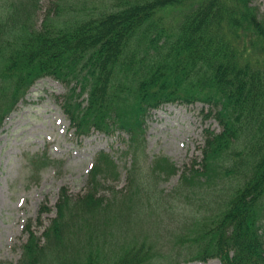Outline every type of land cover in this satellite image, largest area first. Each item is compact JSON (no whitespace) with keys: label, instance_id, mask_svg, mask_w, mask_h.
<instances>
[{"label":"trees","instance_id":"obj_1","mask_svg":"<svg viewBox=\"0 0 264 264\" xmlns=\"http://www.w3.org/2000/svg\"><path fill=\"white\" fill-rule=\"evenodd\" d=\"M255 1L48 0L37 24L40 0H0V131L28 89L49 76L65 89L55 100L75 133L121 135L132 157L119 196L104 195V179L120 174L105 152L83 193L61 188L42 233L24 225L19 264H264V12ZM172 7L182 15L165 27L163 11ZM61 11L70 13L60 24ZM196 102L221 129H204L200 162L182 170L169 193L174 225L156 243L145 232L129 237L131 220L161 213L137 177L147 119L163 104ZM167 166L168 177L176 168ZM216 181L224 194L210 197Z\"/></svg>","mask_w":264,"mask_h":264},{"label":"rangeland","instance_id":"obj_2","mask_svg":"<svg viewBox=\"0 0 264 264\" xmlns=\"http://www.w3.org/2000/svg\"><path fill=\"white\" fill-rule=\"evenodd\" d=\"M47 3L48 0L39 2L34 17L37 24L41 22ZM254 4L259 12H264V0H256ZM163 12L165 27H170L182 15L180 7ZM69 13L61 11L60 24ZM64 90L63 85L52 78L40 80L4 121L0 133V264H19L22 244L27 239L24 225L28 222L30 228L40 235L56 214L55 205L61 188L73 196L83 193L89 170L98 153L113 155L114 161L120 165L118 179L112 180L111 176H107L102 182L101 185L107 188L104 195L114 198L129 187L132 157L124 152L126 143L121 135H106L98 131L86 135L75 133L55 100V96L61 95ZM206 111L207 105L200 102L166 103L151 111L146 122L145 140L137 153L141 167L137 177L145 183L151 208H157L161 213L146 211L131 222L128 220L126 226L130 222L133 227L129 237L145 232L146 241L156 243L160 240L158 233L174 225L168 207L169 193L177 185L182 170L200 162L204 129L216 132L221 129L215 119L204 118ZM122 136L127 138L124 134ZM159 157L166 159L161 168L155 166V159ZM167 165L176 168L175 173L168 177ZM219 182L211 183L212 190L205 193L210 197L223 195L219 191ZM194 202H201L199 195ZM42 206L49 210L41 212ZM135 207L145 211L148 205L139 203ZM132 240L135 238L128 242ZM182 264L222 263L211 258L206 262Z\"/></svg>","mask_w":264,"mask_h":264}]
</instances>
